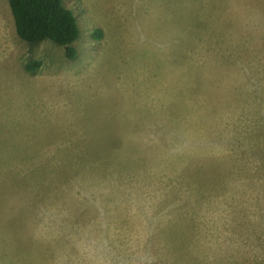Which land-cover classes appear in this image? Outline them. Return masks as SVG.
<instances>
[{
  "label": "rangeland",
  "instance_id": "1",
  "mask_svg": "<svg viewBox=\"0 0 264 264\" xmlns=\"http://www.w3.org/2000/svg\"><path fill=\"white\" fill-rule=\"evenodd\" d=\"M64 5L0 0V264H264V0Z\"/></svg>",
  "mask_w": 264,
  "mask_h": 264
},
{
  "label": "trees",
  "instance_id": "2",
  "mask_svg": "<svg viewBox=\"0 0 264 264\" xmlns=\"http://www.w3.org/2000/svg\"><path fill=\"white\" fill-rule=\"evenodd\" d=\"M17 37L28 44L50 41L64 48L67 59L73 60L76 51L72 44L80 30L73 12L64 0H7ZM39 63L26 65L34 71Z\"/></svg>",
  "mask_w": 264,
  "mask_h": 264
}]
</instances>
